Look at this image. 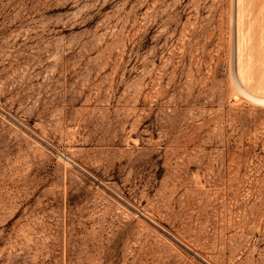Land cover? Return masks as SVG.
<instances>
[{"label":"rangeland","instance_id":"rangeland-1","mask_svg":"<svg viewBox=\"0 0 264 264\" xmlns=\"http://www.w3.org/2000/svg\"><path fill=\"white\" fill-rule=\"evenodd\" d=\"M250 1L0 0V264H264Z\"/></svg>","mask_w":264,"mask_h":264},{"label":"bare ground","instance_id":"bare-ground-1","mask_svg":"<svg viewBox=\"0 0 264 264\" xmlns=\"http://www.w3.org/2000/svg\"><path fill=\"white\" fill-rule=\"evenodd\" d=\"M246 4L249 5L244 7L241 19V70L245 80L253 82L254 87H258L261 90L263 89L264 92V15H262L261 9L263 6L252 0ZM259 64L263 65L261 72Z\"/></svg>","mask_w":264,"mask_h":264}]
</instances>
